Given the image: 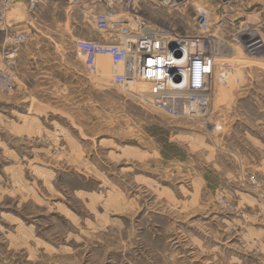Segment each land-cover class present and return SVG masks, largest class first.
<instances>
[{"label": "rangeland", "instance_id": "rangeland-1", "mask_svg": "<svg viewBox=\"0 0 264 264\" xmlns=\"http://www.w3.org/2000/svg\"><path fill=\"white\" fill-rule=\"evenodd\" d=\"M137 5L183 35L207 9L228 75L208 111L172 117L110 58L88 70V17L31 31L0 88V264H264V50L245 47L264 43V0ZM28 11L9 12L16 32Z\"/></svg>", "mask_w": 264, "mask_h": 264}, {"label": "built area", "instance_id": "built-area-1", "mask_svg": "<svg viewBox=\"0 0 264 264\" xmlns=\"http://www.w3.org/2000/svg\"><path fill=\"white\" fill-rule=\"evenodd\" d=\"M19 1L0 0V30L6 34L0 88L9 91L16 84L19 51L31 37V31L16 32L10 24L8 14ZM44 1L48 0H27L28 12L35 13ZM50 1L82 6L81 14L93 21L99 38L75 41V48L90 72L99 71L100 58H110L114 65L123 67L122 72L114 75L115 83L147 85L140 95L169 116L208 111L215 81H224L228 75L231 66L224 61L227 59L211 29L210 12L204 7L199 9L193 32L183 35L174 29L157 27L143 16L137 5L140 0ZM163 1L176 6L186 0ZM245 47L249 55L258 56L264 43L254 36Z\"/></svg>", "mask_w": 264, "mask_h": 264}, {"label": "crops", "instance_id": "crops-1", "mask_svg": "<svg viewBox=\"0 0 264 264\" xmlns=\"http://www.w3.org/2000/svg\"><path fill=\"white\" fill-rule=\"evenodd\" d=\"M19 2H21V0ZM81 9L82 6L72 8L71 6H67L65 3L63 4L59 1H44L40 4L35 13H28V23L24 25L22 24L21 26H28V30L34 32H51L58 30L65 31L67 29V24L68 28L74 27V22L70 20L72 17L77 18L78 21L86 20V17H84L80 12ZM10 24L13 27L16 24V21L14 19L10 20ZM88 25L91 30L95 28L93 22L88 23ZM95 31L93 30V34L82 38H99L100 34Z\"/></svg>", "mask_w": 264, "mask_h": 264}, {"label": "bare ground", "instance_id": "bare-ground-1", "mask_svg": "<svg viewBox=\"0 0 264 264\" xmlns=\"http://www.w3.org/2000/svg\"><path fill=\"white\" fill-rule=\"evenodd\" d=\"M164 3H166V1H163ZM132 85V87H135L134 85H135V83L134 82H130V86ZM142 88V87H141ZM144 88V87H143ZM141 90V89H140ZM139 90V91H140Z\"/></svg>", "mask_w": 264, "mask_h": 264}]
</instances>
